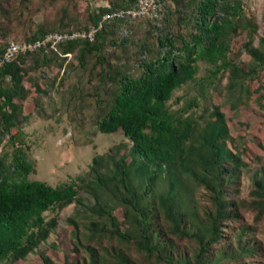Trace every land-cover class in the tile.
Here are the masks:
<instances>
[{
  "label": "trees",
  "instance_id": "16d2710c",
  "mask_svg": "<svg viewBox=\"0 0 264 264\" xmlns=\"http://www.w3.org/2000/svg\"><path fill=\"white\" fill-rule=\"evenodd\" d=\"M57 1L53 18L40 19ZM81 1L0 0V57L10 40L89 29L105 13L135 3L82 7ZM160 4V22L110 18L94 41L69 40L0 66V264H18L29 254L44 264H264L256 232L264 219V162L251 170L229 145L221 103H207L224 77L226 95L251 99L252 83L264 72L260 23L246 14L244 0ZM239 37L245 65L233 52ZM72 54L76 64H66ZM54 65H66L61 85L72 69L81 71L80 83L87 77L86 91L77 82L66 102L80 114L93 106L91 132L111 137L122 131L126 140L95 152L84 174L56 186L31 178L38 169L22 129L28 98L33 95L41 113L40 95L55 87L56 77L46 75ZM244 176L252 183L242 200L235 194ZM70 205L67 239L60 235L51 253L42 249ZM245 211L253 225H237Z\"/></svg>",
  "mask_w": 264,
  "mask_h": 264
},
{
  "label": "rangeland",
  "instance_id": "374dc122",
  "mask_svg": "<svg viewBox=\"0 0 264 264\" xmlns=\"http://www.w3.org/2000/svg\"><path fill=\"white\" fill-rule=\"evenodd\" d=\"M245 11L247 15L256 14L257 21L260 23L259 36L264 34V0H244ZM91 2L93 6H102L107 4V0H82L81 6H87V3ZM61 1H57L55 6L48 7L45 18L49 21L55 15L56 7H59ZM81 7V8H82ZM136 22V21H133ZM159 26V25H158ZM146 30V25L141 30L137 31L136 36L133 39L136 41L139 36ZM22 35H19V39ZM16 38V37H10ZM242 40L244 37H239L233 43V52L236 58L245 65L248 61L247 53L242 50ZM258 43V38L256 39ZM76 64L77 59L75 54H72L66 60V64L69 62ZM63 68L52 66L46 75L48 77H56L57 83L48 94L40 95L41 100V113L38 112V107L32 103L33 95L26 101V113L30 112V117L22 124V129L26 133V138L29 140V152L31 156L36 159V165L38 172L31 175L33 179H40L50 183L53 186L60 185L72 179H75L78 175L84 174L89 169V164L95 152L104 153L114 143L125 139L121 138L119 131L113 134L111 137L105 136L108 134L100 133L95 134L91 132L92 107H87L85 113L80 114L76 111L72 105H67V98L70 97V93H66L68 88L74 86L78 82V86L84 88L86 91L88 84L87 77L83 80L79 79L81 71L71 70V75L68 81H65L63 85L59 84L63 71ZM69 69V66L67 67ZM34 74V73H32ZM227 78L224 77L220 84V93L212 91L208 96L209 105L211 103H221V107L226 113L227 126L230 134L229 145L240 154L243 161H245L251 170L257 169L264 162V152L262 145H264V72L259 80L252 83L253 95L250 96L249 101L247 94L234 93L233 95H226ZM67 88V89H66ZM183 91H178L177 95H182ZM224 97L240 101V108H234L232 104H226ZM237 98V99H236ZM91 99V98H89ZM244 101H249L248 103ZM93 102V101H92ZM183 103V100H181ZM95 106V103H92ZM177 105L174 106L176 108ZM83 122V123H82ZM5 144V141H4ZM10 149V148H9ZM2 148L0 147V152ZM252 180L250 177H242L238 192L235 197L248 199L250 197L249 192L251 189ZM85 197L86 202H90L91 198L87 199L88 194H82ZM244 198V199H243ZM74 205H70L61 213V220L56 227L57 233L53 234L48 242L41 245L42 249H46L50 253V246L57 242H62L68 229L65 218L73 211ZM121 209L115 210V214H120ZM244 213L246 215H244ZM237 225L248 223L254 224V216L251 213L245 211ZM48 214V213H47ZM260 228V229H259ZM257 237L264 242V219L256 226ZM68 233V232H67ZM63 235V239L60 238ZM262 263H264V256L262 257ZM234 263V262H233ZM18 264H44L43 260L37 258L35 254H29L27 260L20 261ZM252 264V263H250Z\"/></svg>",
  "mask_w": 264,
  "mask_h": 264
},
{
  "label": "built area",
  "instance_id": "2783aa9c",
  "mask_svg": "<svg viewBox=\"0 0 264 264\" xmlns=\"http://www.w3.org/2000/svg\"><path fill=\"white\" fill-rule=\"evenodd\" d=\"M162 5L160 0H135L130 7L116 9L104 14L98 24L92 25L89 29H78L63 32H50L44 37L33 41L10 40L4 54L0 57V66L12 62L19 55L37 50L49 51L57 49L60 43L74 40L86 39L94 41L98 31L103 27L104 22L110 18L125 20L148 19L153 22H160L163 19Z\"/></svg>",
  "mask_w": 264,
  "mask_h": 264
}]
</instances>
